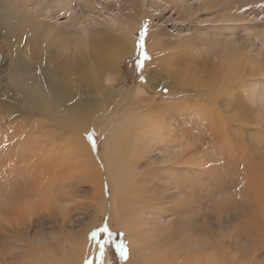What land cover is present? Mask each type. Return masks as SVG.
<instances>
[{
    "label": "bare ground",
    "instance_id": "bare-ground-1",
    "mask_svg": "<svg viewBox=\"0 0 264 264\" xmlns=\"http://www.w3.org/2000/svg\"><path fill=\"white\" fill-rule=\"evenodd\" d=\"M11 2L12 7L8 4L6 8L0 0V35L4 33L23 46H13L11 41L7 45L9 49L0 50V57L6 53L10 58L6 67L10 85L4 90L0 87V192L11 189L9 206H3L0 214V264L20 260L23 255L34 264H96L95 253L78 244V235L64 233L70 221L69 212L58 214L62 218L60 232L63 236L53 233L49 238L44 230L48 222H53L52 212L60 207V201L79 204L78 190L86 184L91 185L93 197L101 199L102 214L108 212L106 225L126 227L132 245V264H256L264 249V165L259 160L258 149H252L253 137H246L240 126H233V120L227 119L225 111L209 108L212 110L207 114L211 120L208 119V124L204 120L207 128L200 133L201 137L190 134L188 123L182 128L183 132L173 129L174 136L178 134L183 140L167 138L169 132L165 135L162 122H153L149 115L126 118L144 109L145 102L143 107L134 102L137 95L134 103L128 102L131 107L117 123L119 130L112 131L101 141L95 155L79 140V133L97 114L102 113L106 118L109 113L120 110L118 106L125 102L113 89L107 88L100 96L105 87L101 80L103 75L106 71L117 73V62L133 52L131 33L134 29L128 26L129 17L124 16L122 26L117 29L121 34L108 30L96 38L97 59L89 55L91 43L86 38L73 43L74 51L83 54V62H80L86 66L83 70L78 65L77 55L61 57V41L58 40L62 35L61 26L47 21L58 15H71L70 26L84 24L73 6L75 0ZM52 2L58 6L57 10ZM93 6V10L100 7ZM230 7L237 10L233 4L227 8ZM152 50L157 56L155 63L163 67L167 60L160 52L162 48ZM242 58L239 51L232 48L206 62L203 70L210 79L204 80L201 91L207 95H232L238 82L258 75L260 70L252 72L241 66ZM107 79L111 87V78ZM235 103L236 99L233 105ZM97 120L99 122L100 118ZM8 121L11 124L7 125ZM104 122L105 126L112 125L111 120ZM191 135L199 144L187 141ZM205 135L211 140L209 144L216 161L211 170L207 169L212 161L208 158V147L202 145ZM191 148L194 157L189 153ZM155 150L156 158L151 155ZM199 150L206 152L197 157ZM237 170L240 176L234 186L235 195L232 200L222 196L223 205L225 202L234 204L233 220L238 223L236 233L229 236L211 231L205 212L209 208L207 201H213L208 196L209 190L219 194L230 188L229 173ZM209 181L217 182L215 189L208 186ZM39 200L43 203L47 200L50 208L45 205L49 214L43 217L35 244L29 242L30 237L27 238L25 232L35 226L30 217L34 211L38 212ZM212 207L221 228L224 214L230 213L229 207L225 205L222 211L217 203ZM18 213L24 215L22 220L17 218ZM242 225L246 229L245 244L240 231ZM6 230H12V234L6 235ZM20 247V253H13ZM231 249L241 253L232 256ZM211 250L215 252L209 254ZM103 257L105 259V255Z\"/></svg>",
    "mask_w": 264,
    "mask_h": 264
},
{
    "label": "rangeland",
    "instance_id": "rangeland-1",
    "mask_svg": "<svg viewBox=\"0 0 264 264\" xmlns=\"http://www.w3.org/2000/svg\"><path fill=\"white\" fill-rule=\"evenodd\" d=\"M1 1L6 8L8 4L9 7H12L13 5L11 0ZM53 2V8H56L57 10L58 6H56ZM52 4L50 3L49 5ZM218 4H220L221 8L216 6ZM229 4L235 5L237 7L236 9L238 10L239 8L240 11H237L231 7L227 8L230 6ZM93 5L100 7L98 10H93L91 8L94 7ZM73 6L76 7L75 10L79 14V18L84 22V24L70 26L71 15H58L54 19L48 18L47 21L61 26L62 35L61 38L58 39L61 41V47L59 49L63 53L61 57L66 58L77 55V59L79 61L78 65L81 66L83 70L86 68V66L80 64V62H83V54L81 52L77 53L74 51L73 43H75L78 39L86 38L87 42L91 43V46L88 50L89 55L94 59H97L98 51L95 47L96 41L102 35L103 31L109 30L113 33L121 34V32L117 31V29L122 26L121 23L124 21V16L129 17L128 22L130 24L128 26L129 28L134 29L131 33V46L133 52L124 56L117 62V73L112 74L106 71V74L103 75L101 79L105 83V87L103 88V92L101 93L100 97H102L108 88L115 91L117 90L118 93H120L119 96L121 99H125V102H121L123 105L119 104L120 106H118V108L120 110L116 109L111 113V115L109 113V116L106 118L102 117V113L97 114V117L100 118L99 122L97 120L98 118L94 117L90 124L84 127L79 133V140L81 139V142L89 146L95 155L98 154L97 151L101 141L109 136L112 131L115 132L119 130L117 129V123L122 120L125 114H127L126 112L128 111V107H131L129 104L136 102V105L138 104L142 107L145 105L146 107H143L144 109L141 111V113L138 112L126 117L128 120L130 117L140 114L146 116L149 115L150 119L153 118V122H156L157 120L158 121L156 123L162 122V129L165 131L163 132L165 135H167L168 132L170 134H168L167 138H181L182 140L183 138L180 135L178 136L177 134L174 136L173 133L175 132H173V129L176 128L175 131L178 130L177 133L183 132L184 127L189 123L191 127L190 134L199 138L203 133L202 131L205 132L204 129L207 128L205 126L206 122L208 124V119L211 120L207 114V112L212 110L209 108L217 109L221 112L225 111L227 119L230 121L233 120L231 121L233 126H240L242 128H240L242 134H245L246 137H249V135L253 137L252 149H258L259 160L264 165V0H75ZM133 23L134 25H132ZM145 26H147L143 41L145 55L140 56L137 44L138 39L140 38L139 34L145 31ZM218 36L221 37L219 38ZM11 41L14 43L13 46H23V44L17 43L15 39L11 40L10 37H6V35L3 33L0 35V50L5 51L9 49L7 45H10ZM219 43L220 46H218ZM65 46H68V48L66 49ZM159 47L160 49L162 48L160 52L168 61L167 62L164 60L163 67L155 63V58H157V56H154L152 50H159ZM232 48L237 49L244 57V59L242 58L241 66H244L247 68V70H251L252 72L255 70H260L257 72L258 75L252 77L247 76V78L238 82V85H235V93L232 95H230L231 93L226 95L222 93H211L210 95L205 94V92L201 91L204 89L201 84H204V80L207 81L208 79V76L203 70L204 64L208 61H211L212 59H216V57L220 56V53L223 51L226 52ZM163 49L165 51H163ZM145 56H147L148 59H145ZM141 61L143 62V67L140 66ZM9 64L10 58L5 53V55L3 54L0 57V87L3 88V90L8 88L10 85V76L7 75L8 68L6 69ZM251 66H254V69ZM141 77H143V79H141ZM172 77H175V80ZM107 78H111V87L109 86L108 82H106V80H108ZM171 79L173 81H171ZM187 79L189 81H187ZM190 80L193 81V83ZM200 96H202V98H200ZM134 98H136V100ZM101 99L102 98H100V100ZM235 99L237 104L235 103V105H233V101H235ZM149 102L151 105L148 104ZM185 107L186 110L184 111ZM187 107H189V110H187ZM179 109L180 111L178 112ZM182 110L184 111L185 115L183 112H181ZM166 111L167 113H165ZM108 120H111V126H105L104 121ZM9 124H11L10 121H8L7 125ZM176 124L179 125L177 126ZM167 128H170V131ZM234 130L235 129H232L233 132ZM89 135H91L92 140L95 141V148L92 146V140L88 138ZM192 135L191 138L187 137V141L189 143L194 141V143L197 142V144H199L198 139L195 141V138H193ZM120 136L121 135H119L118 138H120ZM179 141L181 140L179 139ZM202 142L203 147H208V158L212 161L209 162L210 165L207 167V169L211 170L215 168L212 166L214 163H216V161L212 156V147L209 144L211 143V140L209 136L207 135V137ZM193 148L189 150V153L194 150ZM205 152V150H199V155H197V157ZM151 155L152 157L155 156L154 158H156L158 153L155 150L151 153ZM190 155H193L192 157L195 156L194 153H191ZM103 165L104 163L102 161L101 166L104 167ZM239 176L238 170L234 174L229 173V178L231 180L229 185H231V187L222 193L215 194L213 191L209 190L208 196L212 197L213 201H207L208 205L206 206L209 208L208 210L206 209L205 213L208 214V224L211 231L216 233L222 232V234L226 233L229 236L236 233L235 229L238 223H235L233 220V215L235 212L233 207L234 204L232 205L230 202H225V205L229 207L230 213L228 214L229 217L228 215L224 214L225 219L221 228L216 223L212 206L217 203L220 207H222L220 208L222 211L223 207L225 206L223 205L222 200L225 197H228L230 200H232L231 198H233L235 195L234 186L236 185V180L239 179ZM215 184H217V182L214 183L209 181L208 186L212 189H215ZM10 190L11 189L7 188L3 192H0V214H2L1 210H3V206H9L7 201L9 200L8 196L11 192ZM78 192V195H81L78 205L72 203L66 204L65 202L62 203V201H60L58 206L60 205L61 208L59 207L57 210L54 209L52 212L53 218L51 217L53 222L51 224L48 222L49 224L47 223L44 226L46 233L48 232L50 234L49 235L47 233V237H53V233L63 236L60 232L62 218L59 217L58 214H62L63 211L64 213L67 212V214L69 212L70 221L66 224L64 233L67 235H78L76 237L78 244L86 246L88 251H93L95 253L96 264H101V256L99 245L92 239V234L94 232L96 233L97 240L108 241L104 249L105 259L103 257V264H132V245L126 227L121 225H106L108 212L104 213V215L102 214L104 206L101 205V199H96L93 197L94 195L91 185H81ZM222 196L225 197L223 198ZM45 202L43 203V201L39 200L37 202L39 205L36 206V209L39 213L34 211V214L32 217H30L31 221L33 220L35 226L32 229L26 230L25 234L27 238L30 237L28 239L31 243H37L39 237L38 233L36 234V232L41 231L42 221H44L43 217H46V214H49L47 211L50 208V204L47 202V200H45ZM46 204H48L47 206L49 208L45 206ZM53 208H55V206ZM112 214L113 213L110 214V217ZM17 216L18 219L20 218V220H22L24 215H20V213H18ZM36 222L37 224H35ZM244 228L245 225H242L240 230L241 234L243 235V244H245L244 237L246 233H244V231H246ZM105 229H107V232ZM6 231V235L12 234V230ZM108 233H111V235H117L123 241V243L127 245V259H122L120 255L115 254L110 240H107ZM1 240L4 244H6L4 239ZM35 244L33 243V245ZM20 250H22L21 247L13 251V253H20ZM208 252L211 254L210 252H215V250ZM231 252L232 256H237L239 253H241V251L237 249H231ZM142 255L144 257V254ZM11 256L13 257V255ZM19 259L20 260L17 261L13 259V261L9 262V264H29V262L33 264L35 263L33 260H28L27 256L24 255ZM255 263L264 264V249L263 256L260 258L258 257ZM242 264H244V262H242Z\"/></svg>",
    "mask_w": 264,
    "mask_h": 264
},
{
    "label": "snow or ice",
    "instance_id": "snow-or-ice-1",
    "mask_svg": "<svg viewBox=\"0 0 264 264\" xmlns=\"http://www.w3.org/2000/svg\"><path fill=\"white\" fill-rule=\"evenodd\" d=\"M146 28L147 26H145V31L144 32H141L140 34V38H139V44H138V47L143 50V41H144V36L146 34ZM145 59H148L147 56L144 57ZM140 66L143 67V62L141 61L140 62ZM141 79H143V77H141ZM90 140H92V136L89 135L88 137ZM92 146L93 148H95V141L92 140ZM105 231L107 232V229H105ZM108 235L110 236L111 233H108ZM92 239L99 245V248H100V256H101V264H103V256H104V249H105V245L108 243V241H100V240H97L96 239V233L94 232L92 234ZM117 249L120 253V256L122 259H127L128 258V248H127V245L124 244L123 242H120L118 245H117Z\"/></svg>",
    "mask_w": 264,
    "mask_h": 264
},
{
    "label": "flooded vegetation",
    "instance_id": "flooded-vegetation-1",
    "mask_svg": "<svg viewBox=\"0 0 264 264\" xmlns=\"http://www.w3.org/2000/svg\"><path fill=\"white\" fill-rule=\"evenodd\" d=\"M107 240H110L111 242V246L113 248V251L115 252V254L120 255L118 249H117V245L120 242H123L117 235H107Z\"/></svg>",
    "mask_w": 264,
    "mask_h": 264
},
{
    "label": "trees",
    "instance_id": "trees-1",
    "mask_svg": "<svg viewBox=\"0 0 264 264\" xmlns=\"http://www.w3.org/2000/svg\"><path fill=\"white\" fill-rule=\"evenodd\" d=\"M139 36H140V34H139ZM138 44H139V39H138ZM138 44H137V48H138V51H139V55L140 56H144L145 55V49H144V46H143V50H141L139 47H138Z\"/></svg>",
    "mask_w": 264,
    "mask_h": 264
}]
</instances>
